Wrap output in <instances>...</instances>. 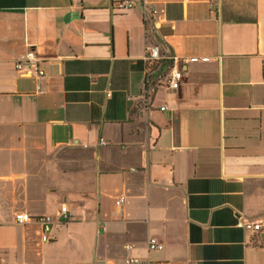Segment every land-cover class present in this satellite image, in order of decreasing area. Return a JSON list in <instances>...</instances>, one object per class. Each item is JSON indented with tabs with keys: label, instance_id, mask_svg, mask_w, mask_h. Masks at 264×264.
I'll use <instances>...</instances> for the list:
<instances>
[{
	"label": "crops",
	"instance_id": "0c3cea01",
	"mask_svg": "<svg viewBox=\"0 0 264 264\" xmlns=\"http://www.w3.org/2000/svg\"><path fill=\"white\" fill-rule=\"evenodd\" d=\"M120 1L0 0L1 263L264 264V0Z\"/></svg>",
	"mask_w": 264,
	"mask_h": 264
},
{
	"label": "built area",
	"instance_id": "2783aa9c",
	"mask_svg": "<svg viewBox=\"0 0 264 264\" xmlns=\"http://www.w3.org/2000/svg\"><path fill=\"white\" fill-rule=\"evenodd\" d=\"M135 5L134 0H124L117 3L116 7L119 9H128ZM155 11H152L154 13ZM162 56L159 51L158 46H148L146 49L144 60L147 64L146 69V81H150L153 83L154 86H164L166 88L171 89H178L183 80L182 71L179 68L171 67L167 71H163L160 68V61ZM40 59L36 55L34 51H29L26 53L22 60H18L16 62V69L18 71H27V67H31L35 69V74L40 76L43 74V71L38 67ZM162 110H165V107H161ZM123 201V197H120L116 204H120ZM33 217L27 212H16L14 215V220L17 224H25L31 221ZM59 219L61 220H68L69 219V212L65 204H62L59 210ZM36 220L40 224V237L41 241L47 243L50 238L49 234L53 227L54 219L49 215H43L36 218ZM236 226L245 230V231H259L262 226H264L263 221H246L243 218L239 217ZM164 244L160 242L155 237H151L148 242V247L150 250L154 249H161L163 248ZM130 245H126V248H130ZM136 258H128L126 259L127 263L137 262ZM0 264L1 261H0Z\"/></svg>",
	"mask_w": 264,
	"mask_h": 264
},
{
	"label": "water",
	"instance_id": "95a60500",
	"mask_svg": "<svg viewBox=\"0 0 264 264\" xmlns=\"http://www.w3.org/2000/svg\"><path fill=\"white\" fill-rule=\"evenodd\" d=\"M136 2H138L139 4H141V3H142V1H141V0H136Z\"/></svg>",
	"mask_w": 264,
	"mask_h": 264
}]
</instances>
